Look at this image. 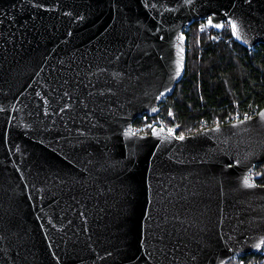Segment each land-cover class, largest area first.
Returning a JSON list of instances; mask_svg holds the SVG:
<instances>
[{"label": "water", "instance_id": "95a60500", "mask_svg": "<svg viewBox=\"0 0 264 264\" xmlns=\"http://www.w3.org/2000/svg\"><path fill=\"white\" fill-rule=\"evenodd\" d=\"M202 20L264 44V0H0V264L261 255L264 107L183 139L132 133L174 92L183 30Z\"/></svg>", "mask_w": 264, "mask_h": 264}, {"label": "trees", "instance_id": "16d2710c", "mask_svg": "<svg viewBox=\"0 0 264 264\" xmlns=\"http://www.w3.org/2000/svg\"><path fill=\"white\" fill-rule=\"evenodd\" d=\"M184 34L185 70L159 112L167 127L175 125V134L181 137L230 123L237 116H253L264 107V44L247 49L233 38L227 41L230 32L211 38L200 33L195 23ZM151 120L147 118V123ZM254 175L256 183L264 186V163L255 166ZM228 264H264V256L246 255Z\"/></svg>", "mask_w": 264, "mask_h": 264}, {"label": "built area", "instance_id": "2783aa9c", "mask_svg": "<svg viewBox=\"0 0 264 264\" xmlns=\"http://www.w3.org/2000/svg\"><path fill=\"white\" fill-rule=\"evenodd\" d=\"M208 23H209L208 20H202V21L196 22L195 24H196V28L198 29V31L200 33H203L205 35H211V38L217 37L219 39V38H221L219 34L222 33L223 31L230 32L229 24L226 21L221 22L222 23V29L220 32H216L212 28L208 27ZM190 26L186 27L183 30L184 36H185L184 33L189 30ZM231 39H232V37L229 36V38H227V41H229ZM168 114H170V112ZM250 117H252V116H245L244 118H239L237 116L235 121H238L241 119H247ZM156 127L165 129L168 133L174 134V132L171 131L170 128H167V126H165V123L163 121V116L159 115V114L156 117L152 118V120L148 123H147V117L144 116L142 119V122L140 124L135 125L132 128V133L133 134H143V133H147V131H150L152 128H156ZM261 254L264 256V248H263V251Z\"/></svg>", "mask_w": 264, "mask_h": 264}, {"label": "rangeland", "instance_id": "374dc122", "mask_svg": "<svg viewBox=\"0 0 264 264\" xmlns=\"http://www.w3.org/2000/svg\"><path fill=\"white\" fill-rule=\"evenodd\" d=\"M169 115H170V114H169ZM163 121H164L165 126H166L165 116H163ZM167 128H170V130L173 131L174 134H175L176 129H177V128L175 127V125H168ZM153 129H154V128H152L150 131H147V133H150ZM206 129H207V128H206ZM175 135H176V134H175ZM176 136H177V135H176Z\"/></svg>", "mask_w": 264, "mask_h": 264}, {"label": "snow or ice", "instance_id": "6c2138e0", "mask_svg": "<svg viewBox=\"0 0 264 264\" xmlns=\"http://www.w3.org/2000/svg\"><path fill=\"white\" fill-rule=\"evenodd\" d=\"M232 27H233V30L235 32L237 26L235 24H233ZM180 139H183V137H180Z\"/></svg>", "mask_w": 264, "mask_h": 264}]
</instances>
